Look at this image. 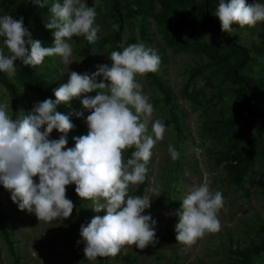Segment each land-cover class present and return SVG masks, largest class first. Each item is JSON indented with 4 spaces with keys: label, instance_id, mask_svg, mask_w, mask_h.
Here are the masks:
<instances>
[{
    "label": "clouds",
    "instance_id": "obj_1",
    "mask_svg": "<svg viewBox=\"0 0 264 264\" xmlns=\"http://www.w3.org/2000/svg\"><path fill=\"white\" fill-rule=\"evenodd\" d=\"M32 3L44 7L41 0ZM223 32L232 25L255 26L264 22V3L253 0H219L215 9ZM96 5L84 0H63L53 3L45 28L52 30L53 46L44 47L33 40L19 19L0 16V71L9 78L16 75L15 63L36 67L47 56H60L70 65L74 36H83L89 43L98 40ZM118 30L119 25L113 24ZM27 37V39H26ZM108 55L111 64H99L96 71L83 74L69 72L67 83L54 89L55 99L35 103L27 113L16 118L9 114V105L0 103V184L11 193L19 210L34 213L39 221L51 223L67 219L75 207L66 197V186L74 184L76 194L92 201L96 213L79 229L83 253L87 260L115 257L122 248L135 246L141 250L158 243L151 214V197L161 195L159 185H152L153 196L130 195L133 185L145 182L152 149L164 139L167 130L162 118L153 119L154 105L142 90L136 77L156 72L160 57L156 50L143 43L119 45ZM7 49L8 54L5 53ZM98 77H102L98 81ZM95 92V96L87 95ZM83 96L81 103L90 111L86 117L88 132L73 137L74 147H67V134L75 125L69 115L57 110L73 98ZM76 116L83 113L75 112ZM53 130L62 135L50 138ZM134 149L130 157L124 155ZM172 160L180 153L168 145ZM38 176V182L34 177ZM174 229L175 240L191 247L206 234L221 228L218 212L224 205L223 193L212 191L210 181L193 184L181 198Z\"/></svg>",
    "mask_w": 264,
    "mask_h": 264
},
{
    "label": "rangeland",
    "instance_id": "obj_2",
    "mask_svg": "<svg viewBox=\"0 0 264 264\" xmlns=\"http://www.w3.org/2000/svg\"><path fill=\"white\" fill-rule=\"evenodd\" d=\"M22 0H0V16L11 15L16 2ZM60 3L63 0H59ZM145 10L160 12V0H141ZM172 2V0H171ZM264 3V0H260ZM251 4L253 0H246ZM96 24L100 26L98 40L91 43L90 57L85 58L83 36H74L68 41L73 49V62L66 65L60 56H47L37 66L48 73V78L57 86L67 83L69 72L92 73L99 64H111L108 57L112 51V16L109 12V0H95ZM138 8L137 0H122L121 9ZM181 12L187 7L174 5ZM216 9V8H215ZM215 9L213 13H215ZM215 15V14H214ZM218 18L217 16H215ZM219 19V18H218ZM46 18L40 15L35 23V34L42 46H53L52 30L46 29ZM123 34L134 35L137 43L156 50L160 57V65L153 72L168 88L170 101L175 105L177 123L164 103V93L153 83L152 76H137V82L150 97L154 105L153 119L162 118L166 125L164 139L157 142L152 149L153 155L147 165L148 173L141 196H153L149 191L152 185H159L161 195L151 197V207L143 214H151L157 221L155 226L158 243L141 250L135 246H126L115 257H97L89 261L83 253L82 238L79 234L81 224L90 222L95 215H105L106 210L96 213L92 210V201L83 200L75 192V185L66 186V197L73 201V213L67 219L51 223L39 221L34 213L21 211L11 200V193L0 184L1 209L8 217L2 221L3 228L10 242L0 229V264H236L238 257L235 249L245 248L259 241V226L264 225V158L262 136L252 129L242 142H239L227 156H224L229 134L220 135L211 132L210 122L214 119L233 117L237 110V97L231 91L232 84L221 80L212 67L203 66L200 74L189 79L191 66L203 65L210 55H218L221 50L213 47V40L206 30H198L195 35L185 41V31L178 34L169 45L155 22V19L139 10L124 22ZM168 34H175L174 28L165 25ZM238 42L248 48L258 44L264 37V22L253 26L241 27L232 25L230 32ZM3 38H0L2 46ZM122 50V49H121ZM5 53L8 54L7 49ZM250 54L254 55L253 51ZM252 75L264 73V57L257 56L256 62L250 66ZM6 74V73H5ZM6 76H8L6 74ZM14 80V78H10ZM102 77H98V81ZM19 111L14 116L8 91L0 82V103L9 105V114L16 118L21 113L27 114L37 102H41L36 93L19 85ZM87 95L95 96L96 93ZM83 96L73 98L72 123L75 127L68 132L72 137L86 135L88 126L86 117L90 111L81 103ZM264 107V103L260 102ZM83 113L76 116L75 112ZM59 132L53 130L50 138L58 139ZM175 146L180 153L179 159L172 160L168 153V145ZM134 149H128L124 155L130 157ZM247 159V169L240 184L230 180L229 164L237 165ZM38 182V176L34 177ZM210 181L212 191L223 193L224 205L218 212L221 228L218 232L206 234L191 247L176 242L175 223L178 217L172 213L180 209L181 198L193 185ZM138 186L133 185L130 192ZM252 264H264V252L252 259Z\"/></svg>",
    "mask_w": 264,
    "mask_h": 264
},
{
    "label": "trees",
    "instance_id": "obj_3",
    "mask_svg": "<svg viewBox=\"0 0 264 264\" xmlns=\"http://www.w3.org/2000/svg\"><path fill=\"white\" fill-rule=\"evenodd\" d=\"M138 1L137 6L127 10H122L120 5L122 0H109V12L112 16L111 25L118 24V30L110 31V38L112 42V51L121 50L119 45L122 41L127 44L137 43V38L134 35H124V22L129 16H133L139 10H144L148 15L155 19L156 24L160 28L163 37L170 45L175 37L181 32L185 31L189 41L198 30H206L213 40V47L221 50L218 55H210L207 62L199 66H191L188 70L189 79H193L200 74L203 66L212 67L215 74L221 75V80L232 84L231 91L237 97V110L233 117H225L214 119L210 122L209 129L211 132H219L220 135L229 134V140L224 156H227L239 142L245 139V136L254 129L257 134L262 136V151L264 158V107L260 102L264 103V73L259 75H252L250 73V66L253 65L257 56L264 57V37L260 42L252 46L251 50L254 55L250 54V48L240 44L238 39L230 32L226 33L221 30V23L215 17L213 11L218 6L219 0H160L162 10L154 12L145 10L142 7L141 0ZM60 2L59 0H41L44 7L32 3V0H22L15 3L12 14L13 18L19 19L23 17V24L28 29L33 40H37L35 34V23H37L40 15L47 18L50 15V8L53 3ZM88 6H93L95 0H84ZM142 5V6H141ZM174 5L187 7L188 10L181 12ZM168 28H174L175 34H168ZM99 35V33H98ZM27 39V37H26ZM85 58L90 57L91 43L84 40ZM16 75L14 80L10 79L6 74L0 71V82L5 86L11 102L12 113L15 116L19 111V96L22 93L19 85L24 86L36 93V95L43 101L46 98L55 99L54 89L57 86L55 82L48 78V73L42 68L32 67L30 65H23L19 60L15 63ZM146 75L152 76L153 83L158 85L160 90L164 93L163 101L169 109L172 120L177 123V114L175 112V105L171 103L170 93L168 88L159 81L158 77L149 72ZM75 103L69 102L58 106L57 110L65 115H70V120L73 119V108ZM62 135L59 133L58 137ZM67 147L72 146V137L67 134ZM248 166L247 159H243L242 163L237 165L229 164L228 173L230 180L235 184H240L242 176ZM144 183L138 184L137 188L130 192L135 195H140L143 190ZM2 199L0 197V229L3 230L5 238L10 242L8 234L3 228L2 221L8 215L1 209ZM261 236L259 241L251 244L248 247L235 249L234 253L238 257L236 264H252L254 256L260 255L264 252V225L259 226Z\"/></svg>",
    "mask_w": 264,
    "mask_h": 264
}]
</instances>
